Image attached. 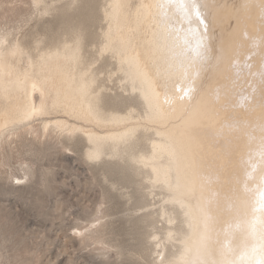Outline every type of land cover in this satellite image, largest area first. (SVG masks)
Returning <instances> with one entry per match:
<instances>
[{
  "label": "bare ground",
  "instance_id": "bare-ground-1",
  "mask_svg": "<svg viewBox=\"0 0 264 264\" xmlns=\"http://www.w3.org/2000/svg\"><path fill=\"white\" fill-rule=\"evenodd\" d=\"M104 12L109 84L86 63L79 26L25 66L0 38V143L22 128L80 134L88 160L134 163L150 194L161 190L165 240L180 245L163 256L155 234L156 264H264V0H108ZM115 76L141 108L105 107ZM148 133L150 150H138ZM99 227L77 231L92 239Z\"/></svg>",
  "mask_w": 264,
  "mask_h": 264
},
{
  "label": "rangeland",
  "instance_id": "rangeland-1",
  "mask_svg": "<svg viewBox=\"0 0 264 264\" xmlns=\"http://www.w3.org/2000/svg\"><path fill=\"white\" fill-rule=\"evenodd\" d=\"M107 3L0 0V38L21 47L25 66L27 56L37 59L41 52L71 43L79 26L86 63L102 70L101 79L109 84L108 73L117 63L109 54L100 57ZM110 86L105 107L141 108L136 95L119 89L117 76ZM151 136L140 138L138 150H150ZM88 146L80 134L42 137L38 130L31 134L23 128L0 143V264H156L161 247L155 234L165 246L163 256L179 250L178 240H165L169 225L160 217L161 190L151 195L144 173L127 159L88 160ZM25 170L19 183L14 176ZM181 220L177 213L173 226H182ZM94 222L100 226L95 238L82 239L78 228Z\"/></svg>",
  "mask_w": 264,
  "mask_h": 264
}]
</instances>
